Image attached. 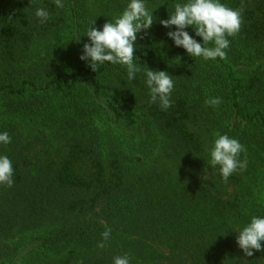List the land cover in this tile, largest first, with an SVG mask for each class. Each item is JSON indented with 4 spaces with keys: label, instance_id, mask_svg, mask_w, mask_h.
<instances>
[{
    "label": "trees",
    "instance_id": "1",
    "mask_svg": "<svg viewBox=\"0 0 264 264\" xmlns=\"http://www.w3.org/2000/svg\"><path fill=\"white\" fill-rule=\"evenodd\" d=\"M62 2L0 0V133L11 137L0 156L13 167L0 185V264H264V250L248 257L236 242L264 217V0H220L244 5L224 60L167 36L175 26L159 21L187 0H145L154 21L137 34L132 80L121 64L93 71L79 58L92 21L102 30L130 0ZM147 67L172 76L169 108L148 102ZM219 135L246 149L227 181L210 163Z\"/></svg>",
    "mask_w": 264,
    "mask_h": 264
},
{
    "label": "clouds",
    "instance_id": "2",
    "mask_svg": "<svg viewBox=\"0 0 264 264\" xmlns=\"http://www.w3.org/2000/svg\"><path fill=\"white\" fill-rule=\"evenodd\" d=\"M57 8H63L62 0H54ZM244 10L243 3L240 8L232 9L220 0H187L186 3H177L174 12L168 15V19L159 23L169 28L175 26V31L167 32L174 45L182 47L191 57H202L205 60L220 58L226 59L225 49L229 47L227 37L235 36L242 24L241 14ZM35 15L44 23L49 19V13L44 8H38ZM153 14L146 7L145 0H130L123 12L114 22H105L102 30L92 26L85 36L90 43L83 44V54L79 57L83 61H90V67L95 71L99 63L110 62L126 67L128 79L132 80L142 69L134 62L135 41L137 34L147 30L153 24ZM191 26L195 35L202 38L203 43H198L184 29ZM79 41V40H78ZM77 41V42H78ZM213 45L209 47L207 45ZM145 85L149 92V103H157L162 109L171 106L170 95L174 88L172 76L165 71H154L148 67L144 71ZM221 98L215 97L205 101L207 105L218 106ZM11 137L7 132L0 133V143L8 144ZM241 152L246 149L235 138L227 135H219L214 140L210 150V163L219 166L222 178L227 181L237 169L245 170L247 159L239 160ZM12 162L7 156H0V185L11 187L13 184ZM111 229L106 228L101 236L108 240ZM264 241V217H252L236 237V242L245 256L251 257L252 250L262 251L261 242ZM103 247L104 244L98 245ZM114 264H129L128 256L114 257Z\"/></svg>",
    "mask_w": 264,
    "mask_h": 264
},
{
    "label": "rangeland",
    "instance_id": "3",
    "mask_svg": "<svg viewBox=\"0 0 264 264\" xmlns=\"http://www.w3.org/2000/svg\"><path fill=\"white\" fill-rule=\"evenodd\" d=\"M258 192L257 189H255V193Z\"/></svg>",
    "mask_w": 264,
    "mask_h": 264
}]
</instances>
